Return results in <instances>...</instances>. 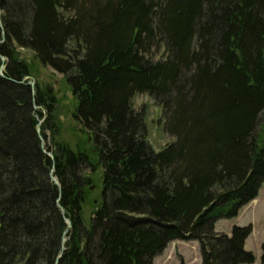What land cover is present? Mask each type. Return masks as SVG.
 Returning <instances> with one entry per match:
<instances>
[{"label": "trees", "instance_id": "obj_1", "mask_svg": "<svg viewBox=\"0 0 264 264\" xmlns=\"http://www.w3.org/2000/svg\"><path fill=\"white\" fill-rule=\"evenodd\" d=\"M21 49L64 76L89 147L59 140ZM138 94L174 139L159 151ZM263 184L264 0H0V264H154L174 241L253 264L252 227L215 223Z\"/></svg>", "mask_w": 264, "mask_h": 264}, {"label": "rangeland", "instance_id": "obj_2", "mask_svg": "<svg viewBox=\"0 0 264 264\" xmlns=\"http://www.w3.org/2000/svg\"><path fill=\"white\" fill-rule=\"evenodd\" d=\"M19 56L31 68L29 81L35 85H50L54 88L58 101L56 117L61 129L59 140L68 143L74 149L89 144L90 140L82 132L79 124L73 119L76 100L64 76L51 68L43 67L34 54L28 50H19ZM160 57L158 54L157 59ZM133 105L136 109L145 107L147 110L149 141L155 150L159 151L174 141L164 130L161 124V108L152 97L148 94H138L133 100ZM96 170L97 172L91 176L93 177V184L87 189L85 195L84 216L87 221H89L95 211V207L98 205L102 189V170L98 166H96ZM234 226L252 227V233L246 240L245 249L253 253L255 257L253 264H263L261 255L264 242V184L258 197L243 207L237 217L217 221L215 223V231L230 235ZM154 264H203L200 245L197 241L171 242L163 253L154 259Z\"/></svg>", "mask_w": 264, "mask_h": 264}, {"label": "water", "instance_id": "obj_3", "mask_svg": "<svg viewBox=\"0 0 264 264\" xmlns=\"http://www.w3.org/2000/svg\"><path fill=\"white\" fill-rule=\"evenodd\" d=\"M4 66H2L1 67V71H3L4 70ZM29 84L34 88L35 87V84L33 83V82H31V81H29ZM39 127H40V124H39ZM38 133L40 134L41 133V130H40V128H38ZM55 180V179H54ZM56 181V180H55ZM68 225H69V227H70V222L68 221ZM0 227H1V224H0Z\"/></svg>", "mask_w": 264, "mask_h": 264}]
</instances>
